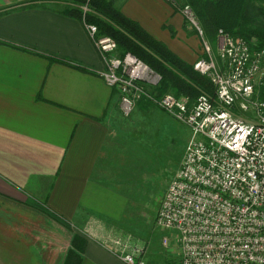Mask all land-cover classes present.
<instances>
[{"label": "crops", "instance_id": "0c3cea01", "mask_svg": "<svg viewBox=\"0 0 264 264\" xmlns=\"http://www.w3.org/2000/svg\"><path fill=\"white\" fill-rule=\"evenodd\" d=\"M116 3L189 63L174 4ZM86 4L0 0V264H65L75 237L85 244L81 264H126L104 242L122 237L113 210L124 149L118 123L127 120L100 75Z\"/></svg>", "mask_w": 264, "mask_h": 264}, {"label": "built area", "instance_id": "2783aa9c", "mask_svg": "<svg viewBox=\"0 0 264 264\" xmlns=\"http://www.w3.org/2000/svg\"><path fill=\"white\" fill-rule=\"evenodd\" d=\"M89 13L86 4L83 24L104 63L101 77L119 95L123 117H131L147 98L191 130L182 165L157 214L158 227L178 233L181 264H264V101L255 98L257 87H264V49L254 50L246 40L219 30L221 64L208 45L207 57L194 64L210 79L214 96L157 99L151 89L159 74L131 53L118 57L117 42L88 21ZM182 13L203 36L191 7H182ZM249 109L254 122L236 115ZM104 244L126 264H145V249L130 236Z\"/></svg>", "mask_w": 264, "mask_h": 264}, {"label": "rangeland", "instance_id": "374dc122", "mask_svg": "<svg viewBox=\"0 0 264 264\" xmlns=\"http://www.w3.org/2000/svg\"><path fill=\"white\" fill-rule=\"evenodd\" d=\"M169 1H173L174 7L179 8L177 9L179 25L176 27L179 32V52L182 51L181 47L190 49L191 53L186 56V60L194 65L192 62L195 59L207 57L206 47L208 45L213 57L217 59V36L212 39L206 35L201 36L182 13V1L168 0L171 6L172 3ZM217 62L221 64L218 59ZM259 93L260 89L257 87L256 99H260ZM203 94L214 96L206 92L200 95ZM139 113L126 119V123H118L120 139L123 140L124 147L121 154L128 150L130 157L127 163L120 157L122 159L119 166L120 171L115 180V184H122L126 180L124 186L129 190L132 189L130 191H133V196H138L139 201L134 207L133 199L128 198L129 190L124 188V193L117 190L115 194L121 198L113 210L114 218H116L114 229L122 237L130 236L145 249L143 256L146 263L153 260L154 264H181L182 256L177 243L178 233L175 230L158 227L157 214L168 186L182 165L191 139V130L184 123L162 111L155 112L154 114L158 113L157 116L149 115V117H144V114ZM236 115L249 122L255 121V114L251 109L244 112L236 111ZM138 150L143 153H139ZM134 153L143 156L146 154V156L139 157ZM128 166H131L133 172L128 170ZM122 185H119L120 190ZM165 238L169 241L168 246H164Z\"/></svg>", "mask_w": 264, "mask_h": 264}, {"label": "trees", "instance_id": "16d2710c", "mask_svg": "<svg viewBox=\"0 0 264 264\" xmlns=\"http://www.w3.org/2000/svg\"><path fill=\"white\" fill-rule=\"evenodd\" d=\"M116 1L79 0V3L89 5L92 13L88 14V21L97 25L101 34L110 36L117 42L116 54L118 57L122 58L127 53H131L159 74L161 77L160 82L151 89L154 98L158 99L166 94H172L178 98L189 97L194 101L203 92L214 94V87L208 77L196 72L194 65L186 62L163 42L154 38L138 22L125 16L121 7L117 6ZM181 1L183 3L182 7L187 5L191 7L204 35L210 39L216 38L219 30H224L234 38L246 40L254 50L264 49V0ZM71 11L73 14L81 16L78 9H72ZM251 41H255V43L252 44ZM258 89H260L259 97L264 101V87L260 86ZM138 108L141 114H144V117L157 116L158 113H154L161 111L147 98H143L138 103ZM135 112L131 117L134 116ZM138 152L142 151L138 150ZM129 154L128 150L121 154V158L125 160V163L130 157ZM134 155L143 156L135 153ZM121 161L122 159H120ZM129 169L130 172H133L131 166H128ZM125 181L122 183L123 185L118 183L123 186L121 190L119 186L118 191L124 193V188L128 189L124 186ZM130 190L128 191V194L130 193L128 198L133 199L132 202H134L135 207L139 198L133 196V191ZM139 194L141 195V192ZM84 245L82 240L77 237L73 238L72 248L68 251L65 264H81V252Z\"/></svg>", "mask_w": 264, "mask_h": 264}]
</instances>
